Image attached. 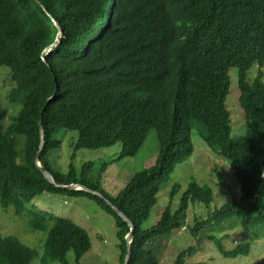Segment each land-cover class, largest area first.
Instances as JSON below:
<instances>
[{
    "label": "trees",
    "instance_id": "trees-1",
    "mask_svg": "<svg viewBox=\"0 0 264 264\" xmlns=\"http://www.w3.org/2000/svg\"><path fill=\"white\" fill-rule=\"evenodd\" d=\"M58 27L61 42L43 60ZM0 67L11 70L16 85L9 102L22 106L4 127L7 113L0 104V200L25 216L31 229L48 232L40 264H68L70 252L73 264H81L92 248L85 229L37 208L47 195L88 196L100 204L115 219L124 264L130 228L108 200L135 228L129 264H159L160 244L165 247L171 233L183 229L189 205L213 201L210 188L192 183L177 212L171 200L158 223L143 229L162 187L194 152V122L206 128L201 137L208 148L229 162L241 196L209 214L192 228L193 235L232 217L247 226L264 225V0H0ZM253 67L257 76L249 79ZM231 69L237 70L248 130L239 142L231 140L225 106ZM63 130L78 135L72 161L82 149L118 143L120 160L134 157L150 130L157 133L159 153L153 167L134 174L125 189L109 197L99 183L107 164L86 163L79 171L71 162L68 174L54 167L51 154ZM38 154L57 185H79L104 199L57 188L40 171ZM179 191L176 185L172 199ZM210 239L226 259L250 256L248 243L232 251ZM194 252H182L175 264H185ZM39 257L0 232V264H33Z\"/></svg>",
    "mask_w": 264,
    "mask_h": 264
},
{
    "label": "rangeland",
    "instance_id": "rangeland-1",
    "mask_svg": "<svg viewBox=\"0 0 264 264\" xmlns=\"http://www.w3.org/2000/svg\"><path fill=\"white\" fill-rule=\"evenodd\" d=\"M262 70L264 72V68ZM229 76L230 90L225 106L231 115V140L239 142L246 139L248 130L239 105L237 70L231 69ZM256 76L257 70L253 67L248 73V78L253 79ZM15 86L11 70L7 67H0V104L7 113L3 122L4 127H8L21 111V104H11L8 100V95ZM206 133L207 130L203 125L197 122L192 123L194 152L187 161L176 167L168 183L162 187L157 197V204L148 220L144 222L143 229H148L158 223L171 200L172 212H177L180 208L181 198L188 186L197 183L201 187L212 190L213 201L209 206L189 205L183 229L173 231L171 233L172 240H169L170 242L165 247L164 244H160L159 264H175L179 254L190 248L195 249V252L192 256H187L185 264H264V225L247 226L241 219L232 217L216 224V227H208L202 232L198 229L193 235L192 228L198 227L199 223L207 220L209 214L231 205L241 196L239 182L235 178L229 162L217 156L202 139L201 136ZM77 136V133L65 130L59 133L57 136L60 143L59 148L51 154L54 167L60 172L68 174L71 162L79 171L86 163L107 164V170L101 174L99 183L101 189L109 197H116L125 189L134 174L153 167L159 153L157 133L150 130L144 145L134 157L120 160L121 144L118 143L107 149H82L76 153L75 160L72 161L73 145ZM176 185L180 186V191L172 199L171 194ZM41 201L44 202L40 203ZM41 201H38L36 205L39 210L50 211L49 213L60 218L69 219L87 231L92 248L81 259V264L121 263L120 242L117 238L118 229L115 219L91 197H51L47 195L43 196ZM0 232L2 236H13L25 246L36 250L40 257L33 264H40L48 232H36L31 229L25 216H18L13 208H4L1 200ZM210 238L221 240L224 247L232 251L236 246L248 243L251 246L250 256L234 260L226 259L219 253L215 241ZM156 246H149V248H156ZM67 261L68 264L75 262L72 252L68 254ZM50 264L61 263L53 261Z\"/></svg>",
    "mask_w": 264,
    "mask_h": 264
},
{
    "label": "water",
    "instance_id": "water-1",
    "mask_svg": "<svg viewBox=\"0 0 264 264\" xmlns=\"http://www.w3.org/2000/svg\"><path fill=\"white\" fill-rule=\"evenodd\" d=\"M61 39H62V31H61V29L58 27L57 39H56L55 43H54L52 46H50L49 48H47V49L45 50L43 60H45L46 57H47L49 54H51V53L54 51L55 48L58 47V45H59L60 42H61ZM40 135H41V140H42L40 151H42L43 148H44V144H45V140H44L45 135H44V130H43V127H42V123H40ZM39 155H40V154L37 155L36 161H37V163L39 164L38 167H39L40 171L42 172V174L44 175V177H45L47 180H49V182H51L52 184H54L57 188L68 189V190H70V191H85V192H87V193H89V194H92L93 196H96V197H99V198H101V199H104V197L101 196L100 194L95 193V192H93V191H91V190H89V189H86V188H84V187H82V186H79V185H71V186H60V185H57V184L55 183V181L53 180L52 175H51L49 172H47L46 170H44V169L41 167V165H40V163H39ZM104 200L106 201L107 205H108L110 208H112V209L116 212V214H117V215H118V216H119V217H120L125 223H127V225H128L129 228H130V233H129L128 236L126 237V242H127V244H128V249H127V256H126V260H125V264H129L130 254H131V252H130V246H131V243H132V241H133V236H134L135 228H134L133 224L127 219V217H126L122 212H120L118 209H116V208H115V207H114V206H113L108 200H106V199H104Z\"/></svg>",
    "mask_w": 264,
    "mask_h": 264
}]
</instances>
